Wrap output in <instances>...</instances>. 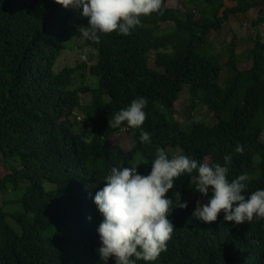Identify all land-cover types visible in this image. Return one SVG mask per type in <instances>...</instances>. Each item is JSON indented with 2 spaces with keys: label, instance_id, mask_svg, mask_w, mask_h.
I'll return each mask as SVG.
<instances>
[{
  "label": "trees",
  "instance_id": "16d2710c",
  "mask_svg": "<svg viewBox=\"0 0 264 264\" xmlns=\"http://www.w3.org/2000/svg\"><path fill=\"white\" fill-rule=\"evenodd\" d=\"M170 1L162 15L141 17L131 35L86 39L97 56L56 71L73 13L56 0H0V160L8 172L0 176V264H115L97 252L103 217L93 197L112 167L140 164L147 174L158 147L209 163L230 153L229 179L246 173L248 193L264 188V37L250 39L248 67L236 42L222 54L210 42L251 12L253 27H264V0H177L182 9ZM82 94L91 95L90 105ZM137 97L147 99L141 128L109 127ZM199 107L213 125L195 117ZM179 109L187 110L185 123L175 117ZM141 130L150 142H139ZM125 134L129 146L136 141L132 151L111 142ZM196 183L195 171L182 175L166 194L180 193L188 208L172 211L176 229L153 264H264V220L193 219L197 202H206Z\"/></svg>",
  "mask_w": 264,
  "mask_h": 264
},
{
  "label": "clouds",
  "instance_id": "9594fccd",
  "mask_svg": "<svg viewBox=\"0 0 264 264\" xmlns=\"http://www.w3.org/2000/svg\"><path fill=\"white\" fill-rule=\"evenodd\" d=\"M65 8L80 11L88 18L87 26L79 33L86 39L99 42L100 36L115 32L128 36L139 25L141 17L154 13L163 14V0H56ZM147 99L137 97L130 105L118 111L109 127L140 129L147 118ZM151 141V133L141 130L139 142ZM136 147L133 140L128 148ZM236 153L243 154L244 146L237 144ZM232 155L225 154L223 163H209L185 154L169 156L164 148H156L147 174L138 170L140 164L130 167H112L105 177L104 187L94 197L103 219L97 228L101 259H115V264H153L161 253L167 251L175 225L169 219L175 208L187 209L181 194H166L173 189L175 180L182 175L197 173L196 192L205 199L197 202L192 218L210 224L223 213V221L236 225L264 220V188L247 192L249 176L241 174L229 179Z\"/></svg>",
  "mask_w": 264,
  "mask_h": 264
},
{
  "label": "rangeland",
  "instance_id": "374dc122",
  "mask_svg": "<svg viewBox=\"0 0 264 264\" xmlns=\"http://www.w3.org/2000/svg\"><path fill=\"white\" fill-rule=\"evenodd\" d=\"M169 6L170 8L173 9L183 8L181 2L177 0H171L169 2ZM189 6L191 8L193 7L192 4H189ZM69 11H71L74 15L73 25L70 29L71 37L68 39L66 47L62 50L63 51L62 55L55 66L56 71H60L61 69H64V67H77L79 64H82L84 62L88 63L90 62L89 60L90 55H93L95 57L97 56L96 50L91 49L85 45L86 38H84L83 36L81 35L79 37L77 36L76 38H74V42H73L72 36H75V34L79 33L78 29L81 26H87V22H86V17L81 16L79 10L69 8ZM256 17H257L256 13L251 12L248 15H243L232 19V21H230L225 25L222 31L218 33H214L211 36L210 42L213 45V48L218 53L222 54V52L225 49H227L231 44L236 42V49L239 52L238 61L242 67H248L251 64L250 62L251 58H249V51L250 48L253 46L252 42H250V39L252 37H255L258 33H260L264 37V27H259L257 29L253 27V21L256 19ZM167 26H165L164 30H168ZM229 76H230L229 72L225 70L223 73L222 84H224V82L227 80ZM95 81L96 84H98V80L95 79ZM185 97H183V100L185 101L184 103H187L189 107V103H188V100H190L189 96H187L186 94ZM81 98H82V104L84 106L91 104L92 99L90 94H82ZM77 115H81V113L77 112ZM175 117L179 121L185 123L187 120V110L181 111V109H179L177 112H175ZM195 117L201 120L208 119V123L210 125H213L215 123L212 116H210L208 110L203 107H199ZM77 131L81 133L85 131V129L83 127H78ZM118 137L119 138H115V137L112 138L111 140L112 144L121 145L127 149L131 141L130 137L126 134L123 135L122 137L121 135ZM262 140L264 141V134L262 136ZM140 163H142L146 167V164L144 162H140ZM7 174L8 172L6 170L4 171V166L0 160V176L4 177ZM11 194L13 195L14 192L10 191L9 195Z\"/></svg>",
  "mask_w": 264,
  "mask_h": 264
}]
</instances>
